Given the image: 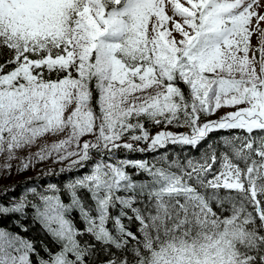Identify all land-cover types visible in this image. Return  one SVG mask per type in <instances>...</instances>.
Here are the masks:
<instances>
[{
  "label": "snow or ice",
  "instance_id": "1",
  "mask_svg": "<svg viewBox=\"0 0 264 264\" xmlns=\"http://www.w3.org/2000/svg\"><path fill=\"white\" fill-rule=\"evenodd\" d=\"M260 7L0 0V49L8 54L0 64V153L11 160L63 134L18 170L50 158L71 161L60 172L92 162L63 189L33 186L0 202V217L15 214L21 232L31 207V223L58 245L53 252L41 241L40 256L34 241L0 226V264H34L33 256L35 264H264V33L258 48L250 43L253 20L264 22ZM221 108L235 110L205 119ZM146 122L161 130L150 133ZM218 131L227 134L212 139ZM86 136L94 139L81 142ZM121 150L159 155L121 158ZM84 235L92 240L81 243Z\"/></svg>",
  "mask_w": 264,
  "mask_h": 264
},
{
  "label": "trees",
  "instance_id": "2",
  "mask_svg": "<svg viewBox=\"0 0 264 264\" xmlns=\"http://www.w3.org/2000/svg\"><path fill=\"white\" fill-rule=\"evenodd\" d=\"M8 58L7 51L4 49H0V64H3L5 60ZM12 65H8L6 68V71H10ZM183 88L184 86L181 85ZM186 90V89H185ZM98 111V108H97ZM146 126L149 128L150 133H152L154 130L157 129V127L147 124ZM174 131L177 130L178 132H182L183 128H176L174 126H171ZM236 132V134H242L239 132V130H233ZM227 133L224 131H218L212 134V139H216L220 136L226 135ZM91 139H94L92 137ZM207 143V142H206ZM140 147H146L144 144H140ZM163 151V150H161ZM172 149L171 147L169 148V152L171 153ZM191 151V150H189ZM176 152L179 153L180 149L177 147ZM35 153L31 154L30 156L34 155ZM95 154V153H94ZM192 154H195L194 152ZM118 155L121 158L130 156L131 158L134 159H148L152 160L154 156L159 155V153H150V152H145V153H128L124 150H121ZM29 157V156H28ZM25 157V160L28 158ZM99 157L95 154L93 156V160H98ZM23 162L21 159L14 160L12 159L9 163H7L5 166L0 167V202L3 204L7 205L10 203V201L13 198H19L23 195L26 194V190L30 187L36 186L38 187V190L43 191L44 188L47 187L48 184H57L61 189H63V185L67 183L69 180L74 179L80 175H82L85 172L90 171L91 168V161L87 162L86 166L84 168H77L76 170L73 171H65V172H60L61 168H65L67 163H62V164H55V163H41V161H34L32 165L23 171L18 170L20 165ZM7 165H11V168L9 169L6 167ZM51 172V174H47ZM137 180H145L146 176L144 174H140L135 177ZM6 190V191H5ZM62 199L64 200L65 203L69 202L68 197L66 194L63 192L61 193ZM86 197V194H85ZM87 198V197H86ZM28 199L30 201H36L37 198L28 194ZM28 213V220L26 223L29 224V230L27 232H21L19 228L14 226V219H15V214L6 216V217H0V226L10 228L14 232H19L21 236L26 237L27 239L34 241L36 248L39 250L40 256H44L45 253L41 248V241L44 244H47L53 252L58 250V245L53 242L52 237L41 227L39 223L32 224V215H33V209L31 207L26 209ZM115 214V211L114 213ZM71 218L74 220L75 225L78 229H83L84 224L79 218L77 212H72ZM111 227V223L109 225ZM129 227L135 231L136 230V225L131 224ZM78 239L81 240V243L84 241H91L92 237L89 235H84L83 237H78ZM132 242H130L131 245ZM33 262L35 264L37 257L33 256L32 257ZM100 259H106L103 254H101Z\"/></svg>",
  "mask_w": 264,
  "mask_h": 264
},
{
  "label": "rangeland",
  "instance_id": "3",
  "mask_svg": "<svg viewBox=\"0 0 264 264\" xmlns=\"http://www.w3.org/2000/svg\"><path fill=\"white\" fill-rule=\"evenodd\" d=\"M167 10L168 9H166V11ZM258 11H259L260 14H264V0H261V7L258 9ZM169 15H171V12L170 11H169ZM170 26H171V22H169V27ZM253 28H258V30H256V31L253 32V35L251 36V39H250V43H251L252 47L255 49V48H258V46L260 44L261 35H262V33H264V22H260L259 25L257 26L256 25V21L254 19L253 20ZM249 55L251 57V52L249 53ZM258 55H259V53H257V56ZM256 70H257V72H259V65L258 64L256 65ZM243 106L244 105H241L240 107H243ZM234 110L235 109H232V108H221V109L217 110V112H216L215 115H212L210 117H206L205 119L215 120V119H218L220 116L224 115L226 112H228V111H234ZM160 130L161 129L157 127V129L154 130L152 132V134H155L156 132H158ZM167 130H170V131H173V132H178L177 130L174 131V129L171 126H169V128ZM185 131H189V130L186 129V128H183L182 129V132H185ZM63 138H64V135L63 134L62 135H59V136H50L49 135V136H47L45 138H40L34 144H32L31 146L17 150L15 152V158H13V159L14 160L21 159V161L24 162L25 161V157H28L31 154L40 151L41 147L45 143L51 144V143L56 142V141H58L60 139H63ZM91 138H92V136L82 137L81 138V142H83V140H85V139H91ZM92 155L95 156L94 152L92 153ZM11 160L8 159V153H7V151H5L3 153H0V167L3 166V165L5 166ZM70 162H71L70 160H65V161L59 162V161H56V160H54L52 158L41 161V163H55V164L67 163L66 166Z\"/></svg>",
  "mask_w": 264,
  "mask_h": 264
}]
</instances>
